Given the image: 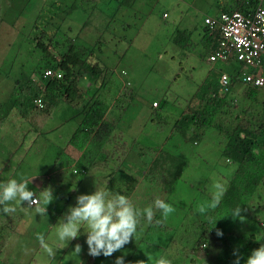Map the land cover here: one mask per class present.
<instances>
[{"label": "rangeland", "instance_id": "374dc122", "mask_svg": "<svg viewBox=\"0 0 264 264\" xmlns=\"http://www.w3.org/2000/svg\"><path fill=\"white\" fill-rule=\"evenodd\" d=\"M210 1L138 0L134 7L121 10L110 23L111 27L107 32L101 24L109 21L107 15L116 10L115 0L100 1L101 11L105 6L108 7L107 15L99 14L103 19L100 27H97L98 13L93 19L89 17L91 12L82 14L78 11L72 15L69 21L72 24L71 32L64 26L65 33L76 41L79 40L78 44L93 48L94 55L105 64L106 69L116 73L124 71L127 74L123 81L130 83L129 88L133 92V97L126 105V114L117 121L118 132L123 134V141L128 145L127 156L121 159L124 160L123 165L113 160L108 164V169L104 168L106 159L102 157L97 163V168L103 172L90 170L86 175H76L72 172L73 169L71 171L62 168L65 181L60 184L54 178L57 170L54 163L58 151L77 127L74 121L69 123L70 117L77 114L69 106L65 107L64 111L56 110L51 120L40 130L43 136L35 148L26 156L24 148V152H18L11 161V156L15 152L13 138L15 131L13 132L8 121L5 128H0V167L8 165L5 171L3 169L1 183L11 179L14 174L12 179L27 182L29 190L38 196L43 189L51 188L54 199L48 205L41 200L40 207H47L45 215L38 214L35 209H25L24 203L19 201L10 202L24 223L20 228V236L13 239L11 237L10 245L3 251L4 260L13 261L15 264H27L29 259H33L42 264L48 259L55 258V264H89L88 259L91 256L88 255L83 228L77 239L67 243L59 240L57 230L58 222L67 214L69 206H75L76 197L80 194H91L97 188L125 195L139 210L149 207V200L152 197L165 201L175 209L167 219H164L161 211L154 208V215H158L165 225L173 230L171 233H162L155 228L148 231L151 224L141 217L140 223L144 222L146 227L138 226L136 238L112 256L104 257L101 254L94 257L99 264H114L112 257L116 260L119 256L124 257L125 264L128 262L135 264L137 260L147 262L148 256L154 261V258L161 256L162 249L167 252L165 257L171 264H189L183 257L169 250L171 242L180 240L186 231L203 226L206 212L201 214L198 206L206 207L211 195L217 190L215 184L225 183L234 170L222 154L225 143L223 133L219 134L215 129H203L205 135L198 140L194 139L192 129L188 130L191 136L189 139L187 134L183 137L172 135L173 126L182 109L192 101L208 75L210 76L207 85L211 84V75L215 73L212 71V65L206 62L207 57L200 44L203 15L208 12L203 6ZM46 3L47 0H5L1 3L3 22L0 23V104L12 92L13 81L19 79L22 74L30 73L39 62L40 65L43 64L39 52L33 49L32 40L40 34L39 31H34V24L39 15L43 13L50 17V14L44 11ZM64 12L63 7L54 13L56 18H63ZM164 13L168 14L167 19L162 18ZM88 19L91 26L86 28L87 32L80 31V21L83 23ZM44 20L45 18L41 22L47 24ZM48 21L50 22V18ZM177 31L192 33L191 42L195 45L190 51H184L172 41ZM216 68L225 71L229 69L223 65H217ZM249 71L250 68H244V72ZM112 80L113 83L109 84L111 88L105 89L104 92H117V85L120 84L114 76ZM94 88L96 87L93 86ZM86 90L87 99L92 96L93 91L89 90V87ZM153 101L162 106L163 113L157 115L152 111ZM85 105L86 100L81 102V107ZM254 110L263 112L260 108ZM230 113L231 111L227 112V116ZM233 113L234 116L241 115L237 110ZM108 116L113 118V112H109ZM0 117L1 119L3 117L2 111ZM161 120L164 122L160 123ZM55 127H58V130L50 134ZM32 136L34 135H29L27 140ZM194 141L198 143L195 145ZM148 149H151L152 153H149ZM160 151L172 154L186 164L168 193L152 189L143 181L145 169ZM49 177L50 180L47 179ZM43 178L45 180H42ZM39 181L45 182L40 190ZM256 204L258 205L257 201ZM243 217L244 220H240L239 223L242 227L240 233L257 235L259 229L251 215L245 214ZM0 218L8 219L9 214L0 211ZM37 234H42L53 248L54 257L48 256L43 250ZM76 244L82 246L78 256L73 253Z\"/></svg>", "mask_w": 264, "mask_h": 264}, {"label": "trees", "instance_id": "16d2710c", "mask_svg": "<svg viewBox=\"0 0 264 264\" xmlns=\"http://www.w3.org/2000/svg\"><path fill=\"white\" fill-rule=\"evenodd\" d=\"M3 1L5 0H0V23L3 20L1 8ZM81 1L91 5H95L96 2L94 0ZM108 1L112 2V0ZM115 1L117 5L116 10L111 11L112 17L136 0L132 2L131 0ZM105 7L102 11L99 8L104 14L108 10V7ZM107 27L108 25H104L105 30ZM60 32V26L53 31H41L39 37L32 40L36 49L41 52L40 61L43 64L41 66L39 64L28 74H22L13 82L12 92L0 106V111L3 112L0 122L9 119L7 108L8 110L14 109L12 118L16 119L11 121V124L14 128L13 132L16 131L15 140L25 143L26 133L23 131V126L26 124L30 128L28 133L37 134L51 120L58 106L68 105L79 110V101L85 99L86 95V91L81 88L80 79H86L90 85L96 86L97 93L86 109L80 110V114L73 115L69 119V121H74L80 118V121L72 136L65 142L62 156L65 153L67 155L62 159L67 163L75 162L80 169L90 170L96 167L100 156L105 155L107 161L109 160L110 153L107 151L109 146H114L116 153L125 156L127 144L123 143V134H117V121L126 114V105L130 103L133 92L120 85H117V92H104L105 89L111 88L109 84L113 83L112 74L93 55V49L78 45L75 39L66 35L60 37ZM189 35L187 32H177L173 42L184 51H190ZM211 41L214 40L211 39ZM50 68L58 69L63 73L66 85L45 82L42 89L31 81L32 74L42 75L46 69ZM237 81L236 74H233L231 86L233 87ZM205 84V87L202 85L199 88L197 95L176 120L172 135L184 136L189 129H192L195 137L199 138L205 135L203 129L207 128L215 129L219 134L223 133L227 138V143L222 154L232 161L234 172L225 180V183L221 184L224 192L220 204L215 209H208L203 226L186 231L179 241L173 240L169 250L183 257L189 264H233L236 259L233 252L238 249L242 257L240 264H244L251 251L264 243V220L258 216L253 218L259 229L257 235L238 234V228L241 227L240 219H234L230 213L237 206H241L242 216L251 215V211L256 215H264V119L262 118L264 115L261 113L255 115L254 109L245 107L241 108L242 119L236 120L230 115L227 116L226 97H219L218 94L210 96L207 82ZM255 95V92H245V96L251 100L255 98ZM36 98H41L46 103L44 110L39 111L33 108L32 101ZM109 110L113 112V118L108 117ZM155 114L160 113L155 112ZM163 122L164 120L160 121V123ZM33 141L36 142L37 137H34ZM184 165L183 160L165 151H160L145 172L146 181L152 188L170 192ZM212 198L213 195H211L210 202ZM156 199L152 197L149 200V205L153 208ZM143 219L146 220L144 217ZM156 221L161 222L156 223ZM150 224L148 231L151 228L162 233L173 231L158 215H154ZM141 225L144 227V222H141L139 227ZM216 229L222 230V237L216 235ZM14 233V223L0 220V264H14L2 258V252ZM163 250H161V256L165 257L167 252ZM112 261L114 262L115 258ZM89 264L99 263L92 260Z\"/></svg>", "mask_w": 264, "mask_h": 264}, {"label": "clouds", "instance_id": "9594fccd", "mask_svg": "<svg viewBox=\"0 0 264 264\" xmlns=\"http://www.w3.org/2000/svg\"><path fill=\"white\" fill-rule=\"evenodd\" d=\"M63 1H66V3H63ZM94 1H96L95 5L85 4L81 0H76V1L75 0H71V1L70 0H47V3L44 7V11L48 12L50 14V17L47 14L41 13L39 17L37 18V21L34 24V31H39L41 34V31H53L56 27L60 26L61 28L60 37L61 35H66L70 37L68 33H65L66 31L64 30V26H67V28L65 29H67L68 32H71L72 24L69 21L72 18V15L78 11H81L82 14L91 12L89 14V17L92 19H93V16L96 13H98L97 27H100V22H102L103 19L99 17V14L101 13L103 16L107 14H104L103 12L99 10L102 4L100 2L101 0H94ZM212 1H214V3ZM220 2L221 0H211L208 4L218 5ZM137 4H138V0H136L134 3H131L129 6H126V8L134 7ZM63 7L65 8L64 17L56 18V15L54 12H58L62 10ZM46 8H49V10H46ZM259 10H264V0H236L233 6L231 7L225 6L223 7V10H219L217 14L215 15H211L212 13H208V12L203 15L204 17H203V25H202V30H201L202 35L200 37V44L202 45L204 49L205 57H207L206 62L210 66L212 65L211 66L212 71L215 72L213 75H211L212 77L211 84L207 85L208 94L210 96H214L215 94H218L219 97H226L225 103L229 107L227 106L225 112L227 113L231 111L230 116H232L236 120L242 119L243 113H241V115L239 116H234L235 113L233 112L236 110L241 112V108L244 109L245 107H248V108L251 107L252 109L260 108L263 112H255V115L260 114V113L264 115V25L262 24L261 26L256 25V21H255V14ZM112 15L113 14L111 13L108 14L107 16H108L109 21H107L105 24H101L103 26L108 25L105 32L108 31V29L111 27L110 23H112V21L117 17V15L114 17H112ZM43 18H45L44 21L47 22V24H44L43 22H41ZM49 18H50V22L48 21ZM162 18L167 19L168 14L164 13L162 15ZM237 18L241 19V21L246 25L248 31L250 27L249 33H251L252 38H253L252 47H251L252 50L250 51L242 49L241 46L240 45L238 46L233 39V32H234L233 23ZM92 19L90 20L92 21ZM52 20L54 22H52ZM79 24L81 27L80 31H83V32L86 31V28H89L91 26V23H89V19L88 21H85L83 23H81L80 21ZM42 25H43V29L41 30ZM46 25H47V28L45 29ZM177 32H187V31H177ZM187 34L188 35L190 34L189 43L191 44V47H192L193 45H195L191 42L192 33L187 32ZM35 38H37V36L34 37V39ZM211 39L214 41H211ZM98 40L99 39H97V41ZM78 41H76V43ZM78 45H82V44H78ZM32 46L35 51L39 52L40 57H41V52L36 49L33 41H32ZM88 48L91 50L93 49L91 47H88ZM93 55H94V50H93ZM217 65L228 66L229 69L225 71V70L216 68ZM246 67L250 68L249 72H244V68ZM109 72L112 74V76L116 78L117 83H119L121 87L130 89L129 88L130 83L127 81L125 82L123 81V78L127 77L126 72L119 71L118 73H116L115 71L111 69L109 70ZM47 73H50V74H47ZM233 74H236L238 81L232 87L231 86V76ZM209 76L210 75H208L207 78L202 83L204 87L206 85L205 83L208 81ZM31 81L35 82L41 88L45 82H56L59 84L66 85V83H64V80H63V73L59 71L58 69H53V68L46 69L42 75L32 74ZM13 82H12V85H13ZM80 84H81V88L84 89L86 92H87L86 88L89 87V90H92L93 94L91 97H88L86 99L87 97V93H86L84 97L85 99L81 100V102L86 100L87 105L81 107V102L79 101V104H80L79 110L73 109L70 107V109H72L73 112L76 114H80V110L86 109L87 106L89 105L90 100L94 97L95 93H97L96 92L97 88L93 89V85H90L86 81V79L81 78ZM208 86H210L211 88H209ZM197 92H196V95H197ZM245 92H255L256 93L255 98L253 100L248 99V97L245 96ZM154 103L157 104L158 108L160 109L159 111L153 107ZM1 105L2 103L0 104V106ZM32 106L33 108L39 111H42L46 108V103L41 98H36L32 101ZM67 106L68 105H60L58 106V108H56V110L60 109L64 111L65 107ZM187 106L188 104L185 106V108ZM151 108H152V111L156 113H160V114L163 113L162 106L155 101L152 102ZM184 110L185 109L183 108L182 112ZM6 111L9 112L8 113L9 119L7 120L5 119L6 121L0 122V128H5V124H7L8 121L11 123V121L16 119V118L15 119L12 118V115H14V109L8 110L7 108ZM109 112L110 110L108 111L107 115L109 114ZM181 114L179 115L178 118H180ZM262 118L264 119V116ZM78 119L74 120L76 125L80 121V118ZM72 122L73 121H69V123H72ZM26 125L23 126V131L26 133V138L24 140L25 143L16 141L15 140L17 138L16 134L14 133L13 135L14 143H15V149H14L15 152H13L10 161L18 152L20 151L24 152V148L26 149L24 152L25 154L24 156L28 155L30 150H33L35 148L38 140L41 139L43 136L42 132L39 131V133L33 134L34 136H32L31 139L29 138L27 140L28 136L32 135V133H28L30 128L27 127ZM11 127L13 128L12 124H11ZM57 130H58V127H55L54 130L50 132V134L53 132H56ZM118 133L119 132L117 130V134ZM186 134H187L188 139L191 138L189 133H186ZM45 135L49 136V134H45ZM192 135L194 139L196 140L200 139V138H196L194 133H192ZM34 137L35 138L37 137L36 142L33 141ZM181 137L183 136L181 135ZM197 143L198 142L194 141L193 144L196 145ZM226 143H227V138L225 137L224 147ZM64 148H65V142L61 150L58 151V157L54 163V168L57 169L55 171L56 173H55L54 178L57 180V183L62 184L65 181L64 180L65 173L61 172L62 168L70 169L71 171L73 169L72 172L76 175H79V174L86 175L90 170L103 172V170H99L97 168V163L102 157L106 159L105 155H102L97 159L95 168H92L90 170H83V169H80L79 166L75 162L67 163L66 161L62 159V157L65 158V156L67 155L65 153L62 156L63 154L62 150ZM107 151L110 153V155H109V160L107 161L106 159V161L103 164L105 169H108V164L112 163L113 160H115L118 164L123 165L124 160H121V159H124L127 156L128 145H127L125 156H122L121 154L116 153L114 151V146L107 147ZM148 151L149 153H152L151 149H148ZM172 156L175 157L174 155ZM116 157H118V159H116ZM226 161L231 166L234 167V164H232L231 160H228L226 158ZM106 162H107V165L105 166ZM153 162L154 160L152 161V163ZM152 163H150V165L145 169L143 173V181L146 182L150 188L152 187L146 181L145 172L147 171V169L150 168ZM185 166L186 164L182 166V171ZM6 167H8V165H4V167L2 168L0 167V179H1V176L3 175V169L5 171ZM74 167H76V169H74ZM120 174L123 175V173H120ZM13 175L14 174H12V177ZM12 177L11 179H9L8 181L4 183H1L0 181V206H3L2 208H0V211H3L4 213L9 214L8 219L0 218V220L11 221L12 223H14V227H15V233L14 235L10 236L8 245H10L11 237L13 239L17 236H20V228L22 227L24 223L23 218L21 219L19 218V215L15 212L16 210L15 207L11 206L10 202L19 201L20 203H24L23 206L25 209H35L38 214L45 215L47 214V207H40L41 200H43L48 205L54 199L51 188L43 189L40 193V196H38L36 195L37 193L29 190L27 182H18L16 179H12ZM47 179L50 180V177ZM42 180H45V179L43 178ZM43 184H45V182L39 181L38 183L39 190L42 188ZM215 187L218 191L216 194L213 195L211 202L206 204V207L204 205L198 206V211L201 214L206 212L205 213L206 215L208 213V209H215L220 204V201H221V198L224 192V188L219 183H216ZM158 190L163 191L161 189H158ZM154 208L161 211L164 219H167L168 215L174 212L175 210L170 204L166 203L165 201L159 198H157L154 201ZM154 208L153 206H149L147 208H144L143 210H139L133 206L131 201L125 195H122L119 192L113 193V192L100 190L96 188V190L91 194H80L76 197L75 206H69L67 214L58 222L57 235L60 241L67 243L68 241L77 239L81 235V232H80L81 228H83L84 234L86 235L85 242L88 246V255L91 256L88 259V261L95 260L94 257H98L101 254L104 257H110L113 255V253L121 250L126 244L131 243L132 240L136 238L141 217L146 218V220L149 223L153 221ZM242 211L243 209L241 208V206H237L235 209L231 211L230 215L234 219H240L241 221H243L244 217L241 215ZM255 216H258L262 220H264V215H258V214L256 215L255 213L251 212V218L254 222L255 220L253 218ZM160 222L161 221H156V223H160ZM204 222H205V219H204ZM215 224H216V221L214 223V227H215ZM144 227H146V225ZM241 229L242 227L239 228L238 234H241L240 233ZM216 235L218 237H222L223 236L222 230L216 229ZM37 239L40 245L42 246L43 250L48 254V256L54 257L55 252L53 248L49 246V244L45 241L44 236L42 234H37ZM81 251H82V246L80 244H76L74 247L73 253L78 256L81 253ZM233 255L236 257V259L233 261V264H240V260L242 257L239 254V250L238 249L234 250ZM113 258L114 257H112V259ZM55 260H56L55 258L53 259L51 258V259L44 261L42 264H55L56 262ZM12 263L14 262L12 261ZM27 264H39V263L35 262L33 259H29V262H27ZM114 264H125L124 257L123 256L117 257ZM135 264H171V261L163 256L156 257L154 258V261H153V258L151 256H148L147 262L145 260H137L135 261ZM244 264H264V243H261L258 248L253 249L251 251L250 255L247 257Z\"/></svg>", "mask_w": 264, "mask_h": 264}, {"label": "built area", "instance_id": "2783aa9c", "mask_svg": "<svg viewBox=\"0 0 264 264\" xmlns=\"http://www.w3.org/2000/svg\"><path fill=\"white\" fill-rule=\"evenodd\" d=\"M255 21H256V25H264V10H259L256 14H255ZM233 27H234V32H233V39L236 42V44L239 46H241L242 49L244 50H252V35L251 33H249L250 31V27H249V31L247 30L246 25L241 21L240 18H237L234 23H233ZM50 74V73H47ZM153 107L156 108L158 111L160 110L157 106L156 103L153 104Z\"/></svg>", "mask_w": 264, "mask_h": 264}, {"label": "crops", "instance_id": "0c3cea01", "mask_svg": "<svg viewBox=\"0 0 264 264\" xmlns=\"http://www.w3.org/2000/svg\"><path fill=\"white\" fill-rule=\"evenodd\" d=\"M203 1V0H202ZM236 0H221V2L218 5H204V10L205 8L208 10V13H212L211 15L217 14L219 10H223V7H231L235 3Z\"/></svg>", "mask_w": 264, "mask_h": 264}]
</instances>
